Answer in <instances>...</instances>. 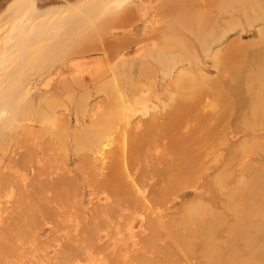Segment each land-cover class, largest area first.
Wrapping results in <instances>:
<instances>
[{
  "label": "bare ground",
  "instance_id": "6f19581e",
  "mask_svg": "<svg viewBox=\"0 0 264 264\" xmlns=\"http://www.w3.org/2000/svg\"><path fill=\"white\" fill-rule=\"evenodd\" d=\"M0 161V264H264V0H0Z\"/></svg>",
  "mask_w": 264,
  "mask_h": 264
},
{
  "label": "rangeland",
  "instance_id": "374dc122",
  "mask_svg": "<svg viewBox=\"0 0 264 264\" xmlns=\"http://www.w3.org/2000/svg\"><path fill=\"white\" fill-rule=\"evenodd\" d=\"M256 1V0H255ZM232 4V3H231ZM218 5V4H217ZM225 5H227V2H226V4H223L222 6H221V4H220V6L222 7V9L220 8V9H218V7L217 6H215V7H217V9H215L214 7L212 8L214 11L215 10H223V8L225 9ZM225 6V7H224ZM234 6H235V4H234ZM231 8V9H230ZM229 9L230 10H232V6H230L229 7ZM213 11V12H214ZM224 12H225V10H223ZM125 27V25H120V27L121 28H123V27ZM119 30H120V32L122 33H120L119 32ZM152 30H150V29H148V30H146V31H143V30H140L139 32H133V33H128V29H126V30H121V29H117V32H119L120 33V35L118 34L117 36H115L114 38H118V40H116V39H110L111 41L113 40V42L114 43H116V41H118V43L119 44H121V45H123V46H128V47H134V44H137V43H140V44H146L147 42H149L152 38L151 37H153V32H151ZM151 38V39H150ZM187 38H189V37H187ZM186 38V39H187ZM245 38H247V37H244V39ZM147 39H150V40H148V41H144V40H147ZM186 39H184V41H186ZM244 39H243V41H244ZM109 40V41H110ZM187 40H189V39H187ZM156 41V43H157V46H159L160 45V47H162V45L164 44V42L163 41H161V40H155ZM158 41V42H157ZM161 41V42H160ZM113 42H111V44H114ZM159 43V44H158ZM115 45V44H114ZM117 45V44H116ZM247 65H245V66H243L242 68H245V67H249L250 66V63L249 62H247L246 63ZM254 65V64H253ZM240 66H241V64H240ZM211 72H214V71H212L213 69H209ZM213 76V75H212ZM67 78H70V77H67ZM44 85H47L46 83L44 84ZM240 87H242V84L240 83ZM39 88H43V82L40 84V86H39ZM130 89H132V88H130ZM131 91H133L132 93H135L134 92V90L132 89ZM137 94V93H136ZM238 108V109H237ZM179 109V108H178ZM178 109H177V111H176V113L177 112H179L178 111ZM236 109V112H235V116L233 115V114H231L229 117H228V120H231V122L234 120V118L236 117V116H238V118H240L239 117V115H240V112H241V110H242V108L240 107V106H238V107H236L235 108ZM238 110V111H237ZM150 111V110H149ZM235 111V110H234ZM184 113V111H180V113ZM192 112H194L193 110H191L190 112H189V114H188V112H186V113H184V114H180V115H184L183 117L185 118H182V122H187L188 123V127H190V126H192V127H194V128H197V126H198V128H200V126L202 127V125H204V127H206L207 125L210 127V126H213L214 125V123L215 122H213V121H211L212 120V118H213V111L212 110H210V109H206V114L205 113H201V114H199V115H197V112L196 113H194V117L192 116ZM144 113H145V111H144ZM239 113V114H238ZM185 114H188V116L189 115H191L189 118H188V120H190V121H186V117L185 116H187V115H185ZM177 115H178V117H180L179 116V114L177 113ZM209 115H211V116H209ZM148 115L147 114H143V113H141V112H137L136 113V115H134V118H136V117H138V118H141V119H145V117H147ZM133 118V117H132ZM180 118V119H181ZM202 119H204L205 121V123L203 122V120ZM201 121L204 123H201ZM191 122V125L189 124ZM234 122H235V120H234ZM234 122H232V123H230V124H234ZM198 123H200V124H198ZM196 124H198V125H196ZM227 135H230V133H228V134H226V139L229 141V139H228V137H227ZM238 136H240V134H238ZM229 137H231V135L229 136ZM200 144V146H202L203 147V144H201V143H199ZM199 144L197 145V143H196V145L199 147ZM210 146V145H209ZM208 146V147H209ZM196 147V146H195ZM195 147L193 148V149H195ZM201 147V149H205V151L207 150V152H208V147L205 145L203 148ZM207 147V148H206ZM220 147H222V146H218V147H216V151L218 152V151H220L221 150V148ZM220 148V149H219ZM159 149H161V147H159ZM199 149H200V147H199ZM198 149V150H199ZM218 149V150H217ZM214 149H211V151H213ZM200 151V150H199ZM1 163H0V166H1V168H0V170H2V168H3V170L2 171H4V169H5V167H3V165H4V163L2 162V161H0ZM12 171V170H11ZM13 171H15V170H13ZM4 172H6V169H5V171ZM10 172V171H9ZM8 172V173H9ZM28 172H29V169H28ZM28 172H27V170L24 172V171H21L20 173H23V174H28ZM30 173V172H29ZM186 189V188H185ZM191 189L192 188H187L186 189V191H191ZM181 190H184V188H182ZM181 190H179L177 193H175V194H178L179 192H181ZM47 195H49V194H47ZM188 198H190V197H188ZM187 198V199H188ZM2 199H3V197L2 198H0V201H2ZM5 199H7L6 197H5ZM186 199V198H185ZM179 201V200H178ZM184 201V200H183ZM182 201V202H183ZM186 201V200H185ZM4 205L5 204H3V206H1V203H0V209H1V207L3 208L4 207ZM177 206H179L180 207V205H177ZM177 206H176V208H177ZM178 207V208H179ZM177 208V209H178ZM39 219H37V221H38ZM46 229V228H45ZM46 232H47V229L45 230ZM41 238H42V236H40ZM39 237V238H40ZM43 237H45V235H43ZM40 240V239H39ZM42 240V239H41ZM54 244V243H53ZM50 250H53V248H50ZM50 255H52V254H50Z\"/></svg>",
  "mask_w": 264,
  "mask_h": 264
}]
</instances>
